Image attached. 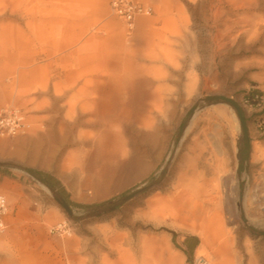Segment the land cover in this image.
<instances>
[{"label": "rangeland", "instance_id": "rangeland-1", "mask_svg": "<svg viewBox=\"0 0 264 264\" xmlns=\"http://www.w3.org/2000/svg\"><path fill=\"white\" fill-rule=\"evenodd\" d=\"M142 1L153 12L139 17L129 34L111 0H20L15 10L14 0H0V108L20 107L31 122L26 132L0 135V194L9 204L0 264H264V31L251 33L239 23L250 2L252 23L263 24L264 0ZM127 44H149L156 54L137 53L142 75L156 78L152 112L87 145L54 142L52 125L69 120L71 108L81 113L90 94L129 72ZM221 95L242 108L247 136L236 108ZM214 110L233 132L240 216L227 212L225 202L231 234L205 243L174 221L168 202L154 199L171 195L195 114ZM244 138L250 148L241 163ZM256 142L263 152L254 161ZM26 169L60 179L73 203L118 198L120 205L94 215L72 204L69 214L57 191ZM250 190L261 203L256 209L246 204ZM190 236L198 244L188 254Z\"/></svg>", "mask_w": 264, "mask_h": 264}, {"label": "bare ground", "instance_id": "bare-ground-1", "mask_svg": "<svg viewBox=\"0 0 264 264\" xmlns=\"http://www.w3.org/2000/svg\"><path fill=\"white\" fill-rule=\"evenodd\" d=\"M19 1L14 0V10L18 8ZM251 8L252 4L248 2L239 23L251 33L264 31V21L263 24L252 23ZM27 24L30 25L31 21ZM249 26L252 29H248ZM123 49L126 53L125 68L129 72L125 77H113L108 88L90 94L81 113L76 115L71 108L69 120L60 121L58 127L52 125L48 136L54 142L65 147L87 145L97 134L99 137L109 134L124 120L145 119L152 112L159 99L158 89L152 88L156 78L142 75L144 70L137 65V53L148 51L146 55L150 59H154L156 54L149 44L138 47L127 44ZM145 72L151 73L148 69ZM224 119L221 110L195 114L182 141L187 152L182 155V163L176 170L171 195H157L154 199L160 206L168 202L174 221L183 223L186 230L198 234L205 243H213L215 239L231 234L223 215L225 202L227 212L236 219L240 216L239 186L233 169V132L218 123ZM81 125L95 128L97 133L81 130ZM261 152L263 146L256 142L252 155L254 161L259 159ZM246 204L249 209L261 205L251 190L247 193Z\"/></svg>", "mask_w": 264, "mask_h": 264}, {"label": "built area", "instance_id": "built-area-1", "mask_svg": "<svg viewBox=\"0 0 264 264\" xmlns=\"http://www.w3.org/2000/svg\"><path fill=\"white\" fill-rule=\"evenodd\" d=\"M110 8L112 13L125 23L129 34L135 31L139 17L153 12V7L142 0H111ZM30 128L31 122L20 107L0 108V135L13 136ZM8 207L6 196L0 194V230L6 228L4 215Z\"/></svg>", "mask_w": 264, "mask_h": 264}, {"label": "trees", "instance_id": "trees-1", "mask_svg": "<svg viewBox=\"0 0 264 264\" xmlns=\"http://www.w3.org/2000/svg\"><path fill=\"white\" fill-rule=\"evenodd\" d=\"M249 148H250V141L248 138H244V148H242L239 152V156L241 159V163L246 161L249 156ZM29 173H31L33 176H35L37 179H39L42 183L46 184L49 188H51L54 191H57V194L59 197H63L70 205L76 204L78 207L84 208L90 212H93L92 214L98 215L101 214L103 211L107 210H113L116 209L120 203L118 198H110L107 200H104L99 203H93V204H78L73 203L69 199V193L66 190L65 186L61 182L60 179L55 177L49 172L37 170V169H26ZM190 240H194V243L197 245L198 238L197 237H187L184 241V246L186 249H184L185 252L188 254H191L194 249L187 248V243Z\"/></svg>", "mask_w": 264, "mask_h": 264}, {"label": "water", "instance_id": "water-1", "mask_svg": "<svg viewBox=\"0 0 264 264\" xmlns=\"http://www.w3.org/2000/svg\"><path fill=\"white\" fill-rule=\"evenodd\" d=\"M220 99L231 103L236 108L238 115H239V118H240V121H241V124H242V127H243V130H244V135L247 136L248 135L247 122H246L245 116L243 114V111H242V108L240 107V105L234 99L227 97V96H224V95H221ZM0 164H1V162H0ZM142 190H143V188L138 189L137 191L127 195L125 197V199L132 198L136 193H138L139 191H142ZM56 199L69 214H72V209H71L70 204L63 197L62 198L57 197Z\"/></svg>", "mask_w": 264, "mask_h": 264}, {"label": "crops", "instance_id": "crops-1", "mask_svg": "<svg viewBox=\"0 0 264 264\" xmlns=\"http://www.w3.org/2000/svg\"><path fill=\"white\" fill-rule=\"evenodd\" d=\"M197 245L194 243V240H191L187 243V248L196 249Z\"/></svg>", "mask_w": 264, "mask_h": 264}]
</instances>
